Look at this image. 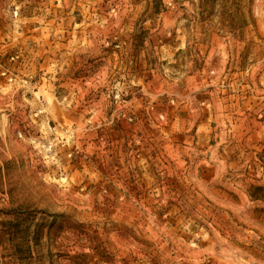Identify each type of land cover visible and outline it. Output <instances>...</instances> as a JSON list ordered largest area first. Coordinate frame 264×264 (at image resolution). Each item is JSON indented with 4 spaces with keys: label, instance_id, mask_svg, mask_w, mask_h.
I'll return each mask as SVG.
<instances>
[{
    "label": "rangeland",
    "instance_id": "obj_1",
    "mask_svg": "<svg viewBox=\"0 0 264 264\" xmlns=\"http://www.w3.org/2000/svg\"><path fill=\"white\" fill-rule=\"evenodd\" d=\"M0 264H264V0H0Z\"/></svg>",
    "mask_w": 264,
    "mask_h": 264
}]
</instances>
